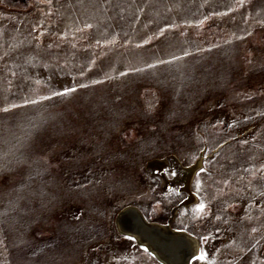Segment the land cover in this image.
<instances>
[{
    "label": "rangeland",
    "instance_id": "1",
    "mask_svg": "<svg viewBox=\"0 0 264 264\" xmlns=\"http://www.w3.org/2000/svg\"><path fill=\"white\" fill-rule=\"evenodd\" d=\"M4 107L0 264H162L129 204L264 264V0H0Z\"/></svg>",
    "mask_w": 264,
    "mask_h": 264
},
{
    "label": "water",
    "instance_id": "2",
    "mask_svg": "<svg viewBox=\"0 0 264 264\" xmlns=\"http://www.w3.org/2000/svg\"><path fill=\"white\" fill-rule=\"evenodd\" d=\"M115 223L121 233L133 237L162 264H191L200 251L199 238L194 234L174 228L170 222L150 220L133 204L118 211Z\"/></svg>",
    "mask_w": 264,
    "mask_h": 264
},
{
    "label": "snow or ice",
    "instance_id": "3",
    "mask_svg": "<svg viewBox=\"0 0 264 264\" xmlns=\"http://www.w3.org/2000/svg\"><path fill=\"white\" fill-rule=\"evenodd\" d=\"M49 2H50V0H49ZM238 2H242V0H238ZM86 27H88V28H91L92 27V25H90V24H88V25H86ZM98 43H99V41H98ZM49 47H51V46H49ZM185 55H187V53H185ZM161 63H169V61H161ZM149 67H152V65H149ZM121 75H123V73L121 74ZM85 85H81V87H84ZM72 91H75V89H72V88H70V89H66L64 92H62V93H56V95H66L68 92H72ZM45 99H47L48 97H44ZM30 103H36V101L35 100H32V101H29ZM15 107H17V105H15V104H13L12 105V108H15ZM10 109L8 108V107H4V108H2V109H0V111H3V112H8ZM165 171H167V169H165ZM206 171V169H204V168H201L199 171H197L196 172V176L197 177H199L202 173H204ZM172 175H175V173H172ZM196 188L197 189H199L200 188V183H199V181H197V183H196ZM204 207H205V205L203 204V203H200L199 205H198V208H199V210H203L204 209ZM80 217L79 216H77L76 217V219H79ZM217 219H220V217H217ZM257 231V229L256 228H253L252 229V232H256ZM129 239H131V238H129ZM203 239H207V237H204ZM253 247H255V245H253ZM145 252H147L148 251V249H143ZM197 259L198 260H200V261H204L205 259H206V257H205V255L203 254V253H201L198 257H197Z\"/></svg>",
    "mask_w": 264,
    "mask_h": 264
},
{
    "label": "bare ground",
    "instance_id": "4",
    "mask_svg": "<svg viewBox=\"0 0 264 264\" xmlns=\"http://www.w3.org/2000/svg\"><path fill=\"white\" fill-rule=\"evenodd\" d=\"M200 164H201V163H200V161H199L198 163H196V166H200Z\"/></svg>",
    "mask_w": 264,
    "mask_h": 264
}]
</instances>
